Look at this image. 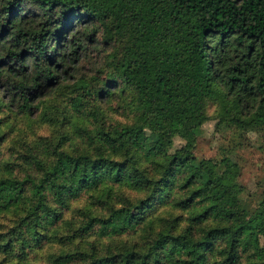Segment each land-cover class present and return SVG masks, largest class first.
Here are the masks:
<instances>
[{
	"label": "trees",
	"instance_id": "1",
	"mask_svg": "<svg viewBox=\"0 0 264 264\" xmlns=\"http://www.w3.org/2000/svg\"><path fill=\"white\" fill-rule=\"evenodd\" d=\"M247 132L264 0H0V264H264Z\"/></svg>",
	"mask_w": 264,
	"mask_h": 264
},
{
	"label": "rangeland",
	"instance_id": "2",
	"mask_svg": "<svg viewBox=\"0 0 264 264\" xmlns=\"http://www.w3.org/2000/svg\"><path fill=\"white\" fill-rule=\"evenodd\" d=\"M215 107L208 108L209 119L202 123L201 135L197 139L194 151L199 161L218 160L226 147L227 139L231 130L217 128V119L214 115ZM227 148V147H226ZM236 158L240 166L239 183L246 189V199L252 201L253 194H262L264 184V142L254 132H247L241 140L239 150L236 151Z\"/></svg>",
	"mask_w": 264,
	"mask_h": 264
}]
</instances>
